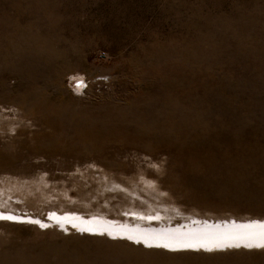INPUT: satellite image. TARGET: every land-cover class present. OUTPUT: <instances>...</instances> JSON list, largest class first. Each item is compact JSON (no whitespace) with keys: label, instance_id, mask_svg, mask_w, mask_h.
<instances>
[{"label":"rangeland","instance_id":"1","mask_svg":"<svg viewBox=\"0 0 264 264\" xmlns=\"http://www.w3.org/2000/svg\"><path fill=\"white\" fill-rule=\"evenodd\" d=\"M231 219L264 220V0H0V264H264L128 233Z\"/></svg>","mask_w":264,"mask_h":264},{"label":"bare ground","instance_id":"2","mask_svg":"<svg viewBox=\"0 0 264 264\" xmlns=\"http://www.w3.org/2000/svg\"><path fill=\"white\" fill-rule=\"evenodd\" d=\"M96 222L92 219L91 221H82L81 224L76 223V226L80 225L93 232L103 230L109 231L110 234L117 232L114 227L103 225L100 221L99 223ZM128 233H131L135 240H141L147 245H163L168 248L186 246L210 248L230 245L263 246L264 220L231 219L227 222L222 220V222L189 224L177 229H168L166 232L160 231V233H152L148 230H130Z\"/></svg>","mask_w":264,"mask_h":264}]
</instances>
